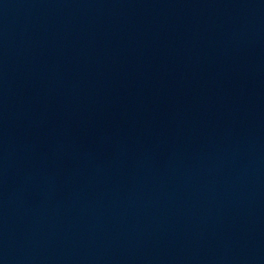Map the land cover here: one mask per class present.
Returning a JSON list of instances; mask_svg holds the SVG:
<instances>
[{
	"label": "water",
	"instance_id": "1",
	"mask_svg": "<svg viewBox=\"0 0 264 264\" xmlns=\"http://www.w3.org/2000/svg\"><path fill=\"white\" fill-rule=\"evenodd\" d=\"M0 264H264V0H0Z\"/></svg>",
	"mask_w": 264,
	"mask_h": 264
}]
</instances>
